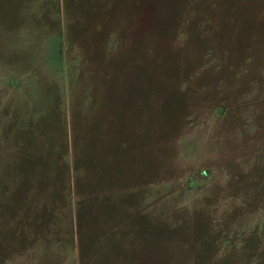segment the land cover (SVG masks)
Listing matches in <instances>:
<instances>
[{"label": "rangeland", "instance_id": "1", "mask_svg": "<svg viewBox=\"0 0 264 264\" xmlns=\"http://www.w3.org/2000/svg\"><path fill=\"white\" fill-rule=\"evenodd\" d=\"M0 264H264V0H0Z\"/></svg>", "mask_w": 264, "mask_h": 264}]
</instances>
